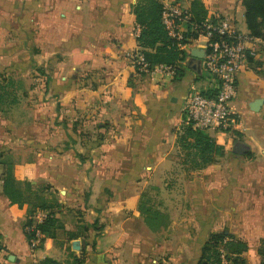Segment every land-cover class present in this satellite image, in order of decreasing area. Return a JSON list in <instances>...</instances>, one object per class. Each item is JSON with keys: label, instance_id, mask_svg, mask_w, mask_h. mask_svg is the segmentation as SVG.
Listing matches in <instances>:
<instances>
[{"label": "crops", "instance_id": "0c3cea01", "mask_svg": "<svg viewBox=\"0 0 264 264\" xmlns=\"http://www.w3.org/2000/svg\"><path fill=\"white\" fill-rule=\"evenodd\" d=\"M136 1L0 0V61H7L0 63V83L9 72L26 70L15 66L26 43L41 54L51 48L52 55H64L48 84H32L42 104L43 99L55 103L50 114L44 115L42 105L29 125L20 108L23 99L12 97L18 107L0 105V264H39L46 258L73 264L81 249L83 264H155L150 258L160 251L163 264H197L208 236L223 229L247 242L243 257L248 264L259 263L264 40L256 39L257 56L237 77L229 103L232 126L209 131L218 148L214 162L185 173L175 146L182 108L192 90L204 92L215 81L203 59L192 56L203 50L202 38L184 47L187 57L178 79L174 73L141 80L128 58L140 51L132 13ZM164 1L189 8L193 0ZM200 1L207 17L229 19L248 33L241 0ZM255 100H261L257 111L249 108ZM236 143L247 146L244 154L233 153ZM11 166L21 170L15 174L21 208L3 192L5 169ZM160 191L169 199L164 208L176 213L158 231L162 237L147 227L141 213L145 203L154 209L153 192ZM43 203L53 206L61 229L55 239L44 237L31 248L24 224ZM95 221L100 231L89 228ZM175 232L181 233L178 240ZM68 234L74 239L68 241ZM175 247L182 253L173 254Z\"/></svg>", "mask_w": 264, "mask_h": 264}, {"label": "trees", "instance_id": "16d2710c", "mask_svg": "<svg viewBox=\"0 0 264 264\" xmlns=\"http://www.w3.org/2000/svg\"><path fill=\"white\" fill-rule=\"evenodd\" d=\"M164 0H137L132 6L134 23L137 26L138 34L135 38L140 52L143 55L144 61L150 68L158 65L172 66L175 68V79L182 75L181 63L187 57L184 50L180 49L178 44L168 37L167 31L162 23L161 14ZM241 5L244 10V22L249 36L254 39L264 40V0H241ZM189 11L192 15L191 23L200 25L209 18L207 10L200 0H193ZM191 26L187 25V34L185 39L180 42L181 45L188 43L187 38H196V32L191 33ZM14 83L12 80L2 81L0 83V105L12 104L13 100H6L12 97L10 92ZM16 89V87H15ZM205 96H211L213 93L209 91L202 93ZM15 96V94H14ZM5 98V100H2ZM185 119V118H183ZM175 146L178 151V156L181 158V169L185 173H191L206 168L215 160L217 146L213 137L207 130L193 129L191 125L182 124L177 132ZM2 155H0V158ZM3 192L11 201V204L22 207L23 194L17 187L16 180L11 173V168L6 167L3 176ZM146 205V203H145ZM143 207L141 205V213L145 217V224L152 232L160 231L161 227L166 224H154L151 218L153 213L158 215L151 207ZM53 206L48 203L39 205L38 211L47 212V217L41 224L36 226V229L42 234L41 243L44 237L55 239V231L61 229L59 221L55 218V213L52 211ZM37 210L30 211V214L24 224V234L29 241L33 238V232L26 231L33 223V216ZM87 230L88 227H83ZM89 228L100 231L102 226H98L95 221ZM75 235L68 234V241L73 240ZM77 237V236H76ZM40 243V244H41ZM94 249V244L92 245ZM71 249V247H69ZM247 242L236 237L227 229L220 232L212 233L200 247L199 258L197 264H248L243 257L247 252ZM85 251L81 249V258H74L73 264H83ZM257 255L260 264H264V238L260 240ZM39 264H61L53 259L46 258Z\"/></svg>", "mask_w": 264, "mask_h": 264}, {"label": "built area", "instance_id": "2783aa9c", "mask_svg": "<svg viewBox=\"0 0 264 264\" xmlns=\"http://www.w3.org/2000/svg\"><path fill=\"white\" fill-rule=\"evenodd\" d=\"M162 23L169 38L174 40L180 49L188 43H195L202 38L204 51L203 66L205 71L214 79L215 86L206 90L213 93L205 96L192 90L182 108L183 124L191 125L193 129L207 131L226 130L233 124L229 103L236 96L237 77L243 71L249 60L257 56L256 39L242 33L229 19L219 17L209 18L200 25L191 23L192 15L189 8L180 4L163 2L161 14ZM187 25L196 32V38H187L188 43L181 45L187 34ZM133 67L150 75H172V66L158 65L150 68L144 61L140 51L131 54ZM204 91V92H206ZM47 217V212L37 211L33 223L26 231L33 232V238L28 243L31 248L39 246L42 234L36 229Z\"/></svg>", "mask_w": 264, "mask_h": 264}, {"label": "rangeland", "instance_id": "374dc122", "mask_svg": "<svg viewBox=\"0 0 264 264\" xmlns=\"http://www.w3.org/2000/svg\"><path fill=\"white\" fill-rule=\"evenodd\" d=\"M87 21V17L85 18V22ZM4 43V40L1 39L0 40V44L3 45ZM43 54H41V50L37 49L35 46H32V45H29L26 43V48L24 51H22L20 53V55H18V60L17 63L15 66H25V71L23 72H19L18 70H15L13 72H9L8 75L4 76V81H9V80H12V83H14V86L12 87V91L10 92V95H13L15 94V98L17 99H23V102L20 104V108H22V110H25L24 113H26V117L28 119L27 122L29 123V125H32V119L33 121L35 120L34 119V116H35V112H39L41 109H42V105L43 106V112H44V115H48L52 112V110L55 109V103L52 101V100H49L47 103L44 99H43V103L42 104L39 100V95L41 94L40 92L38 91H35L33 89H35V86L33 87L32 84H35V81H40V80H43V81H46V84H48L51 79H52V76H53V73H54V66H56L59 62H61L64 58V55L62 53H58L56 55H52V49L51 48H44L43 49ZM26 51L29 53L27 55ZM135 52V51H134ZM133 53V52H132ZM54 56V58L52 57ZM16 57V56H15ZM130 58V62H131V65L133 66V62H132V57H131V54L129 55ZM15 59V58H13ZM1 64H7V61H3V59H1L0 61ZM6 66V65H5ZM10 66V65H8ZM58 66H63L62 63L61 64H58L56 66V69H58ZM136 70V72L138 73L139 77L141 78V80H144V79H147L150 78V76L152 77V75L148 74V73H144L142 72L141 70L137 69V68H134ZM78 74H81L80 72ZM80 79H84L83 77H80ZM16 87V89H15ZM49 88H46V92L45 93H49ZM44 93V94H45ZM38 95V97H37ZM12 96V97H13ZM12 97H8L6 100H11ZM19 104V101H15L14 103L12 104H9V105H4L3 108H7V107H18L17 105ZM26 107L28 109H26ZM17 109V108H16ZM34 110H39V111H34ZM184 118V117H183ZM37 120V119H36ZM183 124V122H182ZM46 127V124L44 125ZM51 126V125H49ZM11 173L13 174L14 178L16 177L15 174H18V176H20L21 174V170L16 168L15 166H11ZM176 170H179L178 168ZM177 174H179L178 171H176ZM156 193V192H155ZM154 194V210L156 212H159L158 215H156V213H153L154 215L151 216V218L154 220V224H165L169 221V218L171 219H174L176 217V213H170L167 211V209L164 208V205L163 204H169V199L168 197H166L167 195L163 192L160 191V194ZM185 205V203H184ZM187 205V204H186ZM168 208V207H167ZM167 211L168 213H164L162 211ZM179 217H184L183 215L182 216H179ZM164 233L163 232H156V236H164L163 235ZM176 234V237H177V240L180 236V232H175ZM179 244V243H178ZM180 248L178 247H175L173 248V254H178L180 251H179ZM258 249V248H257ZM182 253V252H181ZM179 253V254H181ZM256 257H258V255L256 254L255 255ZM255 256H252V257H255ZM186 257V255L184 256ZM164 254L162 253V251H160V253H157L156 254V257L155 256H152L150 258V261H153L155 260L156 263L155 264H163L162 260H164ZM259 259V257H258ZM254 264H257V263H254ZM260 264V260H259V263Z\"/></svg>", "mask_w": 264, "mask_h": 264}, {"label": "water", "instance_id": "95a60500", "mask_svg": "<svg viewBox=\"0 0 264 264\" xmlns=\"http://www.w3.org/2000/svg\"><path fill=\"white\" fill-rule=\"evenodd\" d=\"M192 56L196 59H203L204 51L199 50L198 52H196V54H192ZM196 66H198V64L193 65V68L196 69ZM260 103H261V100H255L249 105V108L253 111H257L259 109ZM246 150H247V146L241 143H236L233 148V153L237 155H242L245 153Z\"/></svg>", "mask_w": 264, "mask_h": 264}]
</instances>
